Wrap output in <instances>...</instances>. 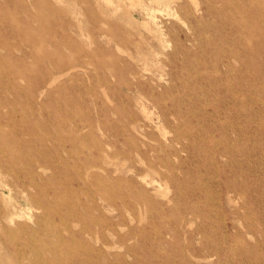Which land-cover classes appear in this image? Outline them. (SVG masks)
I'll return each mask as SVG.
<instances>
[{
  "label": "rangeland",
  "instance_id": "374dc122",
  "mask_svg": "<svg viewBox=\"0 0 264 264\" xmlns=\"http://www.w3.org/2000/svg\"><path fill=\"white\" fill-rule=\"evenodd\" d=\"M0 236V264H264V0H0Z\"/></svg>",
  "mask_w": 264,
  "mask_h": 264
},
{
  "label": "bare ground",
  "instance_id": "6f19581e",
  "mask_svg": "<svg viewBox=\"0 0 264 264\" xmlns=\"http://www.w3.org/2000/svg\"><path fill=\"white\" fill-rule=\"evenodd\" d=\"M138 1V0H137ZM195 3H196V1H195ZM194 3V4H195ZM195 6V5H194ZM130 17V16H129ZM21 18V17H20ZM21 24V23H20ZM92 42V41H91ZM150 54V53H149ZM148 96V95H147ZM87 161V160H86ZM68 164V163H67ZM93 165V164H92ZM106 173V172H105ZM111 175V174H110ZM122 206V205H121ZM127 207V206H126ZM122 211V210H121ZM130 211V210H129ZM241 212H243V211H241ZM135 213H137V212H135ZM250 214V213H249ZM4 216L6 217L7 215L6 214H4ZM15 216H18L16 213H14V212H11L10 214H9V217H8V220H9V222H14V217ZM51 218H53V217H51ZM65 220V219H64ZM126 222V221H125ZM18 228H20V224H18ZM4 234V231L2 232V235ZM1 237V236H0ZM12 240V238H9V241H11ZM16 244H17V242H16ZM1 245H3L4 246V248H6L5 247V245L3 244V241L1 240V238H0V246ZM31 246H32V244L31 243H28V241H26V242H24L22 245H20V247H21V249H17V248H19V246H15V249H17V250H23L24 248H26V247H28V249H30L31 250ZM133 247H135V246H133ZM132 247V248H133ZM18 252V251H17ZM104 254V253H103Z\"/></svg>",
  "mask_w": 264,
  "mask_h": 264
}]
</instances>
